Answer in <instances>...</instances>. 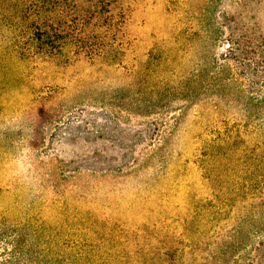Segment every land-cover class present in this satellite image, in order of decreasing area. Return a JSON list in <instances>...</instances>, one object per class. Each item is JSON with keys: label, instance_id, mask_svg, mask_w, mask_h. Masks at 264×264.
Returning a JSON list of instances; mask_svg holds the SVG:
<instances>
[{"label": "rangeland", "instance_id": "rangeland-1", "mask_svg": "<svg viewBox=\"0 0 264 264\" xmlns=\"http://www.w3.org/2000/svg\"><path fill=\"white\" fill-rule=\"evenodd\" d=\"M30 1L0 0V264H264V128L225 66L264 0H121L62 53Z\"/></svg>", "mask_w": 264, "mask_h": 264}, {"label": "trees", "instance_id": "trees-1", "mask_svg": "<svg viewBox=\"0 0 264 264\" xmlns=\"http://www.w3.org/2000/svg\"><path fill=\"white\" fill-rule=\"evenodd\" d=\"M121 0H31L25 14L33 49L62 53L66 46H81L95 30L114 28ZM229 81L243 93L245 115L264 128V32L246 30L232 35L226 54ZM255 161V160H254ZM250 173L264 176V161H255Z\"/></svg>", "mask_w": 264, "mask_h": 264}]
</instances>
